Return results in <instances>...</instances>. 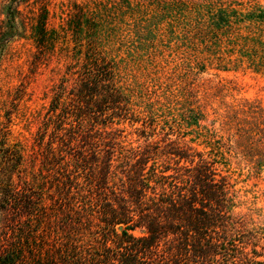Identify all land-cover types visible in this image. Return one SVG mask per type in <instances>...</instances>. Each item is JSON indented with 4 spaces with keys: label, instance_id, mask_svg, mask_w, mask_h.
<instances>
[{
    "label": "rangeland",
    "instance_id": "1",
    "mask_svg": "<svg viewBox=\"0 0 264 264\" xmlns=\"http://www.w3.org/2000/svg\"><path fill=\"white\" fill-rule=\"evenodd\" d=\"M42 23L54 46L35 45ZM91 51L127 101L121 143L212 163L230 182L231 243L264 262V0H0V158L16 146L36 171L53 89L71 88ZM157 164L174 173L173 159Z\"/></svg>",
    "mask_w": 264,
    "mask_h": 264
},
{
    "label": "trees",
    "instance_id": "2",
    "mask_svg": "<svg viewBox=\"0 0 264 264\" xmlns=\"http://www.w3.org/2000/svg\"><path fill=\"white\" fill-rule=\"evenodd\" d=\"M53 33L42 23L35 45L54 46ZM70 73L41 116L36 171L1 149L0 264H264L231 243L225 174L190 147L122 144L127 101L111 66L91 51Z\"/></svg>",
    "mask_w": 264,
    "mask_h": 264
}]
</instances>
